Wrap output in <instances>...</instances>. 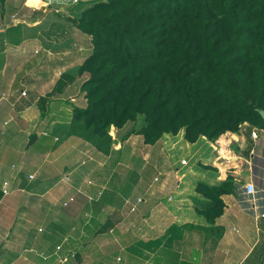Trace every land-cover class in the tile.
Returning a JSON list of instances; mask_svg holds the SVG:
<instances>
[{
    "label": "crops",
    "instance_id": "1",
    "mask_svg": "<svg viewBox=\"0 0 264 264\" xmlns=\"http://www.w3.org/2000/svg\"><path fill=\"white\" fill-rule=\"evenodd\" d=\"M31 6L40 3L0 0V33L5 34L0 44V264H264V129L245 123L236 133L194 143L181 131L146 145L141 135L122 141L123 131L134 124L121 131L113 127V151L102 155L69 130L73 107H85L86 99L84 79L68 78L91 54L90 38L75 29L74 13L44 14L47 10ZM56 87L62 92L50 95ZM175 150L190 154L181 157L188 163L180 162L183 169L171 160ZM163 153L171 162L163 160ZM190 160L200 167L190 166ZM130 166L139 175L131 181L126 178ZM61 168L72 175L66 180L73 187L68 182V189L59 191L54 178L64 175ZM148 170L153 178L144 179ZM228 178L235 189L222 197L223 215L210 225L203 212L212 202L197 186H219ZM250 183L254 196L245 193ZM124 184L130 193L122 190ZM144 188L143 206L135 212L130 208L139 215L138 228L126 227L134 215L126 203ZM79 191L85 196L74 198ZM73 192L64 220L56 215L57 223L70 227L59 228L51 219L47 237L33 235V222L45 225L56 214L53 195L62 197L59 204ZM34 194L46 212L41 205L29 212ZM174 201L178 207L171 209ZM117 227L119 234L111 235ZM58 235L60 241H54Z\"/></svg>",
    "mask_w": 264,
    "mask_h": 264
},
{
    "label": "trees",
    "instance_id": "2",
    "mask_svg": "<svg viewBox=\"0 0 264 264\" xmlns=\"http://www.w3.org/2000/svg\"><path fill=\"white\" fill-rule=\"evenodd\" d=\"M72 23L91 54L68 78L87 77L70 136L102 155L113 151L112 128L131 123L122 141L141 135L146 145L181 131L194 143L245 123L264 129V0H97ZM231 180L197 186L212 202L203 212L210 225L223 215Z\"/></svg>",
    "mask_w": 264,
    "mask_h": 264
},
{
    "label": "rangeland",
    "instance_id": "3",
    "mask_svg": "<svg viewBox=\"0 0 264 264\" xmlns=\"http://www.w3.org/2000/svg\"><path fill=\"white\" fill-rule=\"evenodd\" d=\"M80 1H82V3H78L76 6H70V5H64L63 6V8L66 10V13H67V15H71V14H73V15H75L76 13L73 11V10H75V11H78L79 9H82V8H86L90 3H92V2H94V1H97V0H80ZM86 1V2H85ZM58 6V5H57ZM31 7H36V6H31ZM42 9V8H41ZM57 9H60V8H57ZM83 9V10H84ZM45 10H47V11H45V13L44 14H49V10H51V9H45ZM61 10H63V9H61ZM44 11V10H43ZM42 11V12H43ZM64 11V10H63ZM82 11V10H81ZM79 13H81V12H79ZM5 37V34H4V32L3 33H0V44H1V42H2V40H3V38ZM79 79H84V81L87 79V77H78ZM59 93V92H58ZM78 100H81V97L78 99ZM74 101H76L77 102V100L76 99H74ZM143 124V117H140V119H139V121L137 122V124H136V128H139L141 125ZM131 126H133V124L131 123V124H129L128 126H127V128L128 127H131ZM112 131V130H111ZM111 134H112V132H111ZM123 135H124V137L126 138V136H127V133H126V131H123ZM83 140V139H82ZM84 141V140H83ZM86 142V141H85ZM90 145V144H89ZM184 151H179V150H175V152H173V156H172V158H171V160L173 159L174 161H172L173 163L174 162H176L175 164L177 165V167L178 168H185V167H183V166H181V164H180V162L182 161L181 160V157L185 154V158H190V154H186L185 152L183 153ZM155 153L156 152H152V154H153V158H155ZM170 153V152H169ZM163 160H165V161H169V162H171V160H170V154H168V153H166V154H164L163 153ZM198 162L199 161H191L190 160V163H191V165L190 166H195L197 169L200 167L199 165H198ZM149 164H152V159L150 160H147L146 161V165L148 166V168H150V166H149ZM86 168H88V166L86 167ZM189 168V167H188ZM188 168H186V170L188 169ZM128 170V169H127ZM186 170H183L184 172L182 173V175L185 173V171ZM32 170L31 169H29L28 170V172H31ZM61 171H62V173L64 174V175H62V176H60V177H56V178H54V182H58V184H60V185H56V188H58V190L59 191H61L62 189H64V188H67L68 189V182H69V184H70V186L69 187H73L72 186V184H73V182H72V180H66V179H68V177H69V179L71 178V176L72 175H68L67 174V172H65L66 170H65V168H61ZM27 172V173H28ZM71 172V169L69 170V172L68 173H70ZM137 172V169L135 168V167H132V166H130V170L127 172V174H126V178H128L129 179V181H131L132 180V178L133 179H136V178H138V176L136 175V174H134V173H136ZM155 173H157V172H155ZM154 173V175H156ZM162 172H160V176H159V179L161 178V180L164 178L163 177V174H161ZM79 175V174H78ZM136 175V176H135ZM158 175V174H157ZM156 175V177H158ZM181 175V177H183ZM143 178L144 179H146V178H148V177H150V179L151 178H153V176L150 174L149 175V170L146 172V173H144L143 175ZM82 177V176H81ZM62 178V179H61ZM153 180V179H152ZM34 180H30V182H33ZM88 181H90V180H88ZM154 182V181H153ZM185 183V182H184ZM184 183H183V189L185 188V186H184ZM36 186V182H34V183H29L28 184V187H35ZM49 186H50V184L49 185H47L46 187H44V186H41V192H45V191H47V189L49 188ZM89 186H91V185H88V187ZM27 187V186H26ZM82 187H84V184H82ZM82 188H80V190H81ZM35 190V189H34ZM122 190L125 192V193H127V192H129L130 190H129V185H126V184H124L123 186H122ZM139 190H141V191H136L135 192V194H134V199H132V200H130V202L129 203H126V208H129V211H128V214H134L133 216H131L128 220H127V222L125 223V224H123L124 226H126V227H132V225H136V223H137V221H139V215L137 214V213H132V212H130V208L132 207V205L134 204V203H137V200L140 198V199H145L146 198V192H144L145 191V188L144 189H139ZM41 192H36V193H38V194H40ZM52 192H53V190H52ZM80 193H81V195H79L78 193H76L75 194V196H73V194L75 193V192H73L66 200H61L60 202H59V204H58V201L62 198V197H59V196H61L62 194H63V192H61V193H59V196H57V195H53L54 196V202H53V208H54V210L56 211V214H54L51 218H49L48 220H47V222H46V224L44 225V223H43V221H35V222H33L32 223V225H31V227L33 228V231L31 232V233H33V235H35L36 234V236L38 237V238H41V237H47L48 236V234H49V232H51V225H50V223H49V221L52 219V221H57V214H58V218H59V220L61 221V220H64V217H65V212L64 211H66V210H69L71 207H72V205L74 204L73 202H70L69 201V199H70V197L71 196H73L74 198L75 197H78V196H85V194L86 193H84V192H81V191H79ZM25 193H26V190H25ZM35 193V192H34ZM130 193V192H129ZM143 193V194H142ZM10 195V194H9ZM8 195V196H9ZM35 195V194H34ZM6 197V198H9V197ZM38 197H39V195H37ZM5 198V199H6ZM35 199L36 200H33L32 201V199L30 198V199H28V201H27V203H29L30 201H32V203L31 204H29V206H30V210H29V212L30 213H34L35 211L34 210H32V209H34V207H37V206H40L41 205V207L42 206H44V208H43V212H46V205L44 204H41V202L39 201V199L36 197V195H35ZM175 201H176V199H175ZM173 202V203H171L170 204V207H171V209H176L177 207H178V203L177 202ZM66 202V203H65ZM65 203V204H64ZM143 204L144 203H141V204H138L137 203V208L139 209L141 206H143ZM83 210L84 211H86V210H90V208L89 207H87V208H83ZM61 211H63L64 213H61ZM89 212H87V216H89V214H88ZM87 218V217H86ZM81 220H85V217H83V219L81 218ZM57 223V222H56ZM80 224H81V222H80ZM122 225V226H123ZM57 226L59 227V228H63V229H65V228H67V227H70L69 226V224L68 223H62V224H60V223H57ZM135 227H137L138 228V225H136ZM39 229H40V231H39ZM42 229V230H41ZM119 228L117 227L116 229H115V231L116 232H114L113 234H111V235H114V236H117L118 234H119V230H118ZM107 233H108V230H107ZM62 235V234H61ZM61 235H58L57 236V238H55L54 239V241H56V240H58V241H60L59 240V238H60V236ZM65 237V236H64ZM66 241V240H65Z\"/></svg>",
    "mask_w": 264,
    "mask_h": 264
},
{
    "label": "built area",
    "instance_id": "4",
    "mask_svg": "<svg viewBox=\"0 0 264 264\" xmlns=\"http://www.w3.org/2000/svg\"><path fill=\"white\" fill-rule=\"evenodd\" d=\"M28 1L29 0H26L27 3H28ZM36 1H38L40 3V6L39 7L36 6L34 8L51 9V11H53L55 13H58V14L59 13L67 14L66 13V10L63 8L64 5L76 6L80 2V0H36ZM57 8H60V9H57ZM61 9H63L64 11L61 10ZM21 95L22 96H26V92L25 91H22ZM252 137L253 138H257L258 137V133H257L256 130L252 132ZM181 164L182 165H187L188 163H187L186 160H182ZM30 178L33 179L34 178V175H31ZM5 193H7V192H5ZM245 193L248 194V195H252V196H254L255 194H257V190H256L255 185L253 183L247 184L245 186ZM143 202H144L143 199H140L139 198L137 200V203L138 204H141ZM137 203H134L132 205V208H131V211L132 212H135V211L138 210ZM253 210L255 212H258L259 208L254 205ZM261 217L264 218V212H262Z\"/></svg>",
    "mask_w": 264,
    "mask_h": 264
},
{
    "label": "water",
    "instance_id": "5",
    "mask_svg": "<svg viewBox=\"0 0 264 264\" xmlns=\"http://www.w3.org/2000/svg\"><path fill=\"white\" fill-rule=\"evenodd\" d=\"M260 114H261V116H262V118L264 120V111H260Z\"/></svg>",
    "mask_w": 264,
    "mask_h": 264
},
{
    "label": "bare ground",
    "instance_id": "6",
    "mask_svg": "<svg viewBox=\"0 0 264 264\" xmlns=\"http://www.w3.org/2000/svg\"><path fill=\"white\" fill-rule=\"evenodd\" d=\"M33 1H36V0H33Z\"/></svg>",
    "mask_w": 264,
    "mask_h": 264
}]
</instances>
